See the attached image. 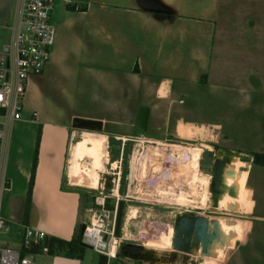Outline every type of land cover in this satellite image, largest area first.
<instances>
[{"label":"crops","instance_id":"obj_1","mask_svg":"<svg viewBox=\"0 0 264 264\" xmlns=\"http://www.w3.org/2000/svg\"><path fill=\"white\" fill-rule=\"evenodd\" d=\"M53 1L50 60L42 76L28 81L21 118L9 125L0 157V172L8 181L0 193V216L6 222L3 229L16 234L17 243H11L15 250L20 249L26 227L44 232L47 239L68 242L83 224L79 187L70 186L67 169L71 145L79 140V134L90 131L86 122L92 119L76 114V95L89 73L155 79L168 84L173 93L177 84L198 88L211 76L225 83L228 70H233L238 78L233 81H239V91L246 92V108L241 111L245 122L255 119V104L261 105L264 120V0ZM19 8V0H0V47L11 38ZM156 94L165 98V87L160 86ZM194 126L214 131L206 123L182 122L175 128L176 136L183 137ZM216 136L215 132L212 138L216 140ZM194 148L202 154L203 150ZM35 150L36 166L24 222ZM186 151L184 170L189 178L194 149ZM247 177L239 197L227 194L220 200L216 196L220 211L251 213L253 200ZM214 221L216 235L199 264H207V260L220 264L225 250L233 248L238 239L236 221ZM97 256L92 264H105L106 259ZM33 262L84 264L82 257L56 254L38 255Z\"/></svg>","mask_w":264,"mask_h":264},{"label":"rangeland","instance_id":"obj_2","mask_svg":"<svg viewBox=\"0 0 264 264\" xmlns=\"http://www.w3.org/2000/svg\"><path fill=\"white\" fill-rule=\"evenodd\" d=\"M214 65L216 67V63ZM228 74V80L225 83L221 79L218 80L216 76H211L207 77L208 80L204 86L198 88L177 84L173 93L170 92L168 84L160 83L158 80L117 74L103 75L91 72L87 79L80 83L81 87L76 95V114L92 119V122H86L91 132L79 134L77 138L79 140L71 145L70 157L74 160L73 166L71 164L72 169L69 170V164L67 169L70 186L79 187L80 216L83 218L80 233L84 223H87L90 218L87 210L95 208L94 198L100 191L99 172L117 173V163L122 152L119 170L120 188L119 191L118 189L117 192L114 191V196L118 200L120 197L123 198L124 210L118 237L117 259L111 264H199L203 262L206 254H202L200 247L199 250L191 249L188 252L172 249L171 240L175 222L181 216L190 214L189 212L196 217L206 218L210 222L216 218L237 222L238 239L234 242L233 248L225 250L220 264H264V202H262L264 198V120L262 121L260 115L261 105L255 104V119L250 120L249 123L245 122V114L243 115L241 111H245L244 108H246L243 99L246 92H240L239 81H233L238 79L233 76V70H228ZM160 86H164L166 90L163 99L156 94ZM139 107L149 109L148 127L143 134L134 131L136 111ZM182 122L206 123L212 126L214 131L213 133L210 131L211 127L197 129V126H194L180 138L176 136L175 128ZM84 123L82 122L81 126ZM94 127L98 128L94 129ZM215 132L216 140L212 138ZM122 137L127 141L117 139ZM175 145H180L183 150H175L173 148ZM206 146L211 151L207 150ZM194 147L203 150L202 154L211 152L212 158L222 151L238 154L240 160L248 164L249 168L242 171H247L246 186L253 200L250 214L244 215L232 210L220 211L219 200L216 205H213L211 197L208 196L210 182L202 178L201 174L195 175L194 172H189L190 179H188L183 168L185 166L184 149ZM174 153L179 154L180 157V159L177 158V164L174 162L175 157L171 156ZM252 154L259 156L255 162ZM142 165L145 166L144 178H141ZM98 166L102 169L94 170L93 167ZM153 166L155 167L152 168ZM179 172L185 173L187 177L184 178L185 181L177 180ZM201 172L205 173L202 169ZM114 178L113 175L108 177L106 194H110L113 189L108 184L109 180ZM178 182L181 184L179 185ZM191 182L192 185L195 183L193 185L195 187L202 188L207 185L204 205L196 204L193 208L180 207L177 205V200L182 197L176 192L186 190L185 188L189 187ZM192 192V189L189 190L187 196L192 197ZM127 194L130 198L124 199ZM216 196L222 199L220 193ZM222 202L226 205L225 200ZM115 203V198L112 197L107 200L106 207L107 205L114 207ZM130 207L137 209L136 218L131 220L126 216ZM8 230L5 228L0 231V242L2 241L9 248H16L14 244L11 245L18 241V239L14 240L16 234ZM127 244L141 246L145 249L146 256L158 260V263L122 256L120 250ZM81 257L84 264H92L93 260L98 259V256L86 247ZM207 264H213V261L207 260Z\"/></svg>","mask_w":264,"mask_h":264},{"label":"built area","instance_id":"obj_3","mask_svg":"<svg viewBox=\"0 0 264 264\" xmlns=\"http://www.w3.org/2000/svg\"><path fill=\"white\" fill-rule=\"evenodd\" d=\"M19 4L17 18L11 28V38L0 47V157L3 154V142L9 125L21 118L27 83L31 78L43 75L54 45V27L50 19L54 1L19 0ZM121 156L122 152L117 163V173L99 172L100 191L94 198L95 208L87 210L90 218L84 223L80 233L81 243L95 254L103 256L106 259L105 264H111L117 259L118 238L114 237V222L117 203L124 200L122 197L118 200L114 196V191L117 189L119 191L120 188ZM172 156L180 159L179 154L174 153ZM111 175L115 178L109 180L108 186L113 189L110 194H106L107 179ZM185 177V173L179 172L177 180L183 181ZM209 178L211 182V174ZM7 186V179L0 172V193ZM112 197L115 198V206L107 209V200ZM129 198L128 194L124 197ZM5 225V220L0 216V231ZM46 240L44 232L24 228L19 250L0 244V264H34L36 256L48 254ZM115 244L116 252L111 254L110 250Z\"/></svg>","mask_w":264,"mask_h":264},{"label":"water","instance_id":"obj_4","mask_svg":"<svg viewBox=\"0 0 264 264\" xmlns=\"http://www.w3.org/2000/svg\"><path fill=\"white\" fill-rule=\"evenodd\" d=\"M149 121V109L146 107H139L136 111L134 131L137 133H145L147 131ZM213 161V162H212ZM227 160H213L211 152L202 154L201 169L206 173L211 174V182L209 192L211 194V202L214 205L216 195L220 193L218 185L220 184V175ZM215 207V206H214ZM124 210V202L119 201L116 207V216L114 222V237L118 238L121 232V221ZM215 225V224H214ZM83 229V228H82ZM216 230L212 233L208 232V220L206 218H179L174 225V232L172 238V249L175 251L188 252L189 249L201 248L202 254L207 253L209 242L215 237ZM120 254L126 258L152 261L158 263V260L151 259L146 256V251L141 246L125 245ZM144 257V258H143Z\"/></svg>","mask_w":264,"mask_h":264},{"label":"bare ground","instance_id":"obj_5","mask_svg":"<svg viewBox=\"0 0 264 264\" xmlns=\"http://www.w3.org/2000/svg\"><path fill=\"white\" fill-rule=\"evenodd\" d=\"M90 135V134H89ZM92 135V134H91ZM87 136V135H86ZM89 137V136H87ZM100 137V136H99ZM95 139V138H94ZM98 139V138H96ZM100 139V138H99ZM118 140H122V141H127L125 138H117ZM102 142V141H101ZM105 142V141H104ZM173 146V145H172ZM178 146V145H177ZM177 146H174L173 148L175 150H179V147ZM103 147V146H102ZM101 147V148H102ZM73 148V147H72ZM182 148V147H181ZM194 149V156H192V159H191V162H192V167H193V172L195 175H200L201 174V177L206 179L208 181V183L210 182L209 181V175H205L204 173L201 172V167H200V162H201V158H202V154L199 153L196 148H193ZM73 150V149H72ZM181 150V149H180ZM188 150V149H187ZM185 152V153H184ZM184 157H185V160H186V157H187V151L184 150ZM171 154V153H170ZM181 155V154H180ZM172 156V155H171ZM183 156V155H182ZM73 157H70L69 159V170L72 169L71 167V164L73 163V160H72ZM96 158V157H95ZM218 159V160H227V164L225 165V167L223 168V171L221 172V175H220V184L218 185V188H219V191H220V194L221 195H226L228 193H230L231 195H234V196H237L239 197L241 192H242V189L244 187V184H245V180H246V177H247V171H242L243 169H248L249 166L248 164H246L245 162H243L242 160H240L239 158V155L238 154H230V153H226V152H219V154L215 157H213V160L215 159ZM179 159V158H178ZM178 159H174L177 164V160ZM173 160V159H172ZM183 160V162L185 161ZM103 162V161H102ZM137 162V161H136ZM173 162V161H172ZM182 162V163H183ZM213 162V161H212ZM186 163V162H185ZM141 165V164H140ZM73 166V164H72ZM136 166V165H135ZM141 167V166H140ZM155 166H153L152 168H154ZM94 170H98V169H102L101 166H98V167H93ZM142 170L141 171V178H144L145 177V166L142 165ZM161 168V167H160ZM169 168V167H168ZM180 168V167H179ZM184 168V167H183ZM176 170V169H175ZM173 173V172H172ZM69 174V173H68ZM193 176V175H192ZM68 178V177H67ZM187 178V177H186ZM195 178H197L195 176ZM190 179V178H188ZM143 181V180H142ZM141 181V182H142ZM185 181V180H184ZM188 181V180H187ZM186 181V183H187ZM190 181V180H189ZM196 181V180H195ZM165 184V183H164ZM163 184V185H164ZM179 184V182H178ZM181 184V183H180ZM179 184V185H180ZM195 185V183L193 184ZM192 185V182H191V185L189 187H186L185 189L186 190H178L176 193L177 194H180L182 199L180 200H177V205L180 206V207H195L196 204L202 206L204 205V201H205V194H206V186L205 187H195ZM167 186V185H166ZM177 186V185H175ZM174 186V188H175ZM186 186V185H185ZM178 187V186H177ZM166 188V187H165ZM180 188V187H179ZM178 188V189H179ZM194 192H192V197H189L187 196V192L189 190H191ZM177 190V189H176ZM117 192V190H115ZM169 191V189L167 190V192ZM175 193V192H174ZM207 200V199H206ZM209 200V198H208ZM217 201L214 202V205H216ZM136 215H137V209L136 208H129L126 216L131 220V219H134L136 218ZM215 221L213 220V222H210L208 221V232L212 233V230L215 228ZM174 232V230H173ZM164 238V237H163ZM172 238H173V233H172ZM117 241V240H116ZM116 245V244H115ZM171 245H172V240H171ZM199 250V249H198ZM116 252V246L112 247V249L110 250V253L111 254H115ZM163 252V251H162ZM199 254V253H198ZM197 257V256H196Z\"/></svg>","mask_w":264,"mask_h":264},{"label":"trees","instance_id":"obj_6","mask_svg":"<svg viewBox=\"0 0 264 264\" xmlns=\"http://www.w3.org/2000/svg\"><path fill=\"white\" fill-rule=\"evenodd\" d=\"M134 73H138V70L135 69ZM205 80V78L201 79V82H203ZM39 135V133H38ZM253 157V161L255 162V160L257 158H259V156L257 154H252ZM264 159V158H263ZM35 166H36V150H35V154L33 157V163H32V169H31V174H30V181H29V187H28V192H27V199H26V207H25V211H24V222L26 220L27 217V213H28V206H29V202H30V195H31V191H32V184H33V179H34V171H35ZM107 208L112 209L113 207L108 206ZM80 226L78 227V233L77 235L70 241H62V240H58V239H47L45 242V245L48 248V254L49 255H62L66 258H78L81 257V254L85 248V246L81 243L80 241Z\"/></svg>","mask_w":264,"mask_h":264},{"label":"flooded vegetation","instance_id":"obj_7","mask_svg":"<svg viewBox=\"0 0 264 264\" xmlns=\"http://www.w3.org/2000/svg\"><path fill=\"white\" fill-rule=\"evenodd\" d=\"M190 214H187V215H185V216H181L180 218H182V217H188V218H197L196 216H194V215H192V212H189ZM179 219V218H178ZM191 249H189L188 251H190Z\"/></svg>","mask_w":264,"mask_h":264}]
</instances>
